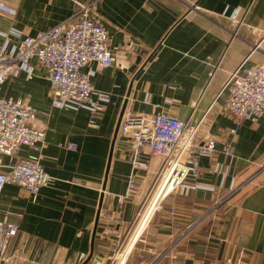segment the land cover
I'll use <instances>...</instances> for the list:
<instances>
[{
    "label": "crops",
    "instance_id": "0c3cea01",
    "mask_svg": "<svg viewBox=\"0 0 264 264\" xmlns=\"http://www.w3.org/2000/svg\"><path fill=\"white\" fill-rule=\"evenodd\" d=\"M0 1L15 11L0 14V45L7 40L11 46L17 42L11 32L35 36L69 19L78 4L96 1L91 15L111 35L113 53L111 67L84 69L98 71L94 89L108 97L96 115L54 107L52 85L35 60L31 78L22 71L2 87L4 99H23L35 111L32 127L46 133L41 164L53 180L36 201L15 184L0 193V220L19 226L6 245L13 264H82L97 212L88 264H109L125 242L163 161L151 158L136 172V192L119 210L117 196L131 172V146L118 129L123 107L134 115L163 110L193 126L201 122L197 138L217 143L212 156L199 159V188L160 202L126 264H224L227 258L264 264V116L254 124L236 122L224 110L223 90L236 69L264 62V48L254 50L264 32V0ZM225 143L235 156L231 162L221 152ZM31 154L26 147L14 157L0 154V172ZM215 163L229 166L225 178L209 172ZM230 186L239 189L224 199ZM110 215L118 225L103 220Z\"/></svg>",
    "mask_w": 264,
    "mask_h": 264
},
{
    "label": "built area",
    "instance_id": "2783aa9c",
    "mask_svg": "<svg viewBox=\"0 0 264 264\" xmlns=\"http://www.w3.org/2000/svg\"><path fill=\"white\" fill-rule=\"evenodd\" d=\"M95 4L96 1L78 4L77 10L69 19L45 31H39L35 36H22L11 32L17 42L11 46L6 40L4 45H0V154L14 157L25 147L35 152L9 164L6 173L0 172V193L6 185L15 184L36 201L41 188L53 183L41 164L46 133L32 127L37 116L35 111L23 99H4L1 96L5 82L18 77L22 71L26 72L28 79L31 78V60L38 62L45 70L46 80L53 88L54 107H83L89 109L93 115L104 110V102L108 97L96 94L91 79L97 70L101 71L113 65V53L110 47L111 35L91 15ZM14 13L12 8L0 1V14ZM258 43L254 50L264 48V32ZM92 63L97 65V70L85 72L84 69ZM223 90L227 93L224 110L236 122L254 124L260 120L264 116V62L252 69H236L226 81ZM123 113L118 129L119 134L126 137L131 146V172L127 176L124 194L117 196L119 210L123 208L125 200L136 192V172L148 168L151 158L160 157L163 164L142 205L141 213L160 186L164 190L160 202L169 195L187 196L190 190L199 188V159L201 156H212L217 144L211 136H205L202 140L197 138L201 122L193 126L190 120L181 121L172 113L163 110L151 116L134 115L126 109ZM230 133L234 134L235 131L231 130ZM67 148L76 147L69 144ZM221 152L230 162L234 160L229 143L223 145ZM208 170L225 178L229 166L215 163ZM238 189L230 186L229 194L224 199L233 196ZM103 220L119 224L112 215ZM18 231L19 226L16 223L0 220L1 264L14 263L7 256L6 245L10 239L17 237ZM121 245L109 260V264L118 263L117 255L125 247L124 242ZM224 264H241V261L233 262L231 258H227Z\"/></svg>",
    "mask_w": 264,
    "mask_h": 264
},
{
    "label": "bare ground",
    "instance_id": "6f19581e",
    "mask_svg": "<svg viewBox=\"0 0 264 264\" xmlns=\"http://www.w3.org/2000/svg\"><path fill=\"white\" fill-rule=\"evenodd\" d=\"M158 191V196L156 197V193ZM157 191L154 193V196L152 197V199L150 200V202L148 203V205L144 208L143 212L141 213L140 218L138 219V221L136 222V224L133 227L132 233L129 236V238L127 239V241L125 242V247L122 250V252L117 255V264H126V258L127 255L129 254V252L132 250V248L134 247V244L137 242L138 238L142 235V232L145 230V227L147 226L148 222L150 221L151 216L153 215V213L155 212V210L157 209L159 202L163 196V192L164 190L161 189V186L157 189ZM156 197V198H155ZM155 199V201L153 202V200ZM153 203V204H152ZM151 204L153 206H151ZM150 215L145 223V225L143 226L142 223V219L144 217V215L146 214L147 210L150 208ZM141 225V226H140ZM140 228L139 232L137 233L138 229ZM138 237V238H137Z\"/></svg>",
    "mask_w": 264,
    "mask_h": 264
},
{
    "label": "water",
    "instance_id": "95a60500",
    "mask_svg": "<svg viewBox=\"0 0 264 264\" xmlns=\"http://www.w3.org/2000/svg\"><path fill=\"white\" fill-rule=\"evenodd\" d=\"M124 109H125V107H123V109L121 110L122 115H123ZM122 115H121V116H122ZM120 119H121V117H120ZM119 122H120V121H119ZM102 195H103V193H102ZM102 195H101V196H102ZM102 201H103V196H102L101 199H100L99 208L101 207ZM97 213H98V214H97V217H96V220H95L94 226H93V229H94V230H93L92 239H91V246H92V247H91V252H90V254L88 255V257L83 261L82 264H88V262L90 261V259H91V257H92V253H93V249H94L93 243H94L95 234H96V231H97L96 227H97L98 219H99V215H100L99 212H97Z\"/></svg>",
    "mask_w": 264,
    "mask_h": 264
},
{
    "label": "rangeland",
    "instance_id": "374dc122",
    "mask_svg": "<svg viewBox=\"0 0 264 264\" xmlns=\"http://www.w3.org/2000/svg\"><path fill=\"white\" fill-rule=\"evenodd\" d=\"M132 230H133V229H132ZM131 233H132V231H131V232H130V234L127 236V238H126L125 242H126V241H127V239L129 238V236L131 235ZM125 242H124V244H125ZM138 243H139V242H138ZM138 243H137V244H138ZM124 246H125V245H124ZM135 256H136V255H133L131 259L135 258Z\"/></svg>",
    "mask_w": 264,
    "mask_h": 264
}]
</instances>
